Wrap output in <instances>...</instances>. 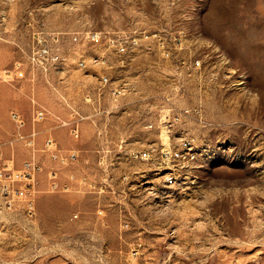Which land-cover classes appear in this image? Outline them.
Returning <instances> with one entry per match:
<instances>
[{
	"label": "rangeland",
	"instance_id": "rangeland-1",
	"mask_svg": "<svg viewBox=\"0 0 264 264\" xmlns=\"http://www.w3.org/2000/svg\"><path fill=\"white\" fill-rule=\"evenodd\" d=\"M40 38L61 56L49 80L27 60ZM17 60L33 71L0 81V139L32 98L80 134L37 125L68 162L37 153L36 214L0 216V264H264V0H0V71ZM183 137L187 166L163 161ZM174 169L185 184L167 187Z\"/></svg>",
	"mask_w": 264,
	"mask_h": 264
},
{
	"label": "built area",
	"instance_id": "built-area-1",
	"mask_svg": "<svg viewBox=\"0 0 264 264\" xmlns=\"http://www.w3.org/2000/svg\"><path fill=\"white\" fill-rule=\"evenodd\" d=\"M91 40H99L98 34H92L89 36ZM74 41H78V37H73ZM44 38L39 39L38 48L28 50L27 60L33 67L34 65L41 66L44 77L49 80L51 76V68L56 67L61 60L60 53L57 50H53L43 43ZM52 41L57 43L60 41V33L52 34ZM109 44L113 46L118 53H124L127 49L126 43L116 39H110ZM97 61L105 64L106 59L104 57L97 58ZM84 61L80 62L83 66ZM29 68L25 67V63L21 60H17L11 68L3 69L0 71V81H4L13 84L17 80H23L28 78ZM33 70H30V72ZM109 82L107 76H102L101 83L106 84ZM190 110H185L184 115L190 114ZM193 113L199 115L201 113L199 108L194 109ZM54 117L58 120L59 126H69L70 133L73 137L77 138L80 134L79 118L73 121H62L58 116H53L45 107L39 104L35 99H31V114L28 118L24 113L18 110L10 111V118L15 124V130L11 137L4 141L0 139V216L3 213L13 211L19 204L22 206L23 214L32 219L36 214V198L38 192V185L40 182V174L44 171L43 162L37 158V153L42 152L48 156L51 161H59L61 163H67L68 159L65 158L61 152L58 142L51 133L46 134L42 147H38L37 137L40 134V130L37 128L39 123H42ZM174 119V117H173ZM181 117L177 116L176 120H180ZM28 124L30 129L26 130ZM21 143L22 147L26 149L31 156L23 161L20 166H16L14 156L8 157L6 154L8 151L15 153V144ZM192 141L187 137H183L177 148L171 150H163L161 152V159L163 161H176L182 166H187V163L192 155ZM74 156L73 154L71 155ZM137 157L141 159L150 158V151L145 150L139 152ZM49 188L51 190L68 189V186H61L58 181V171L56 169L48 170ZM86 174H82L80 182L90 187L94 186L88 182ZM165 186L177 187L185 184L180 173L175 169L169 170L166 173L164 180ZM77 216V215H75Z\"/></svg>",
	"mask_w": 264,
	"mask_h": 264
},
{
	"label": "crops",
	"instance_id": "crops-1",
	"mask_svg": "<svg viewBox=\"0 0 264 264\" xmlns=\"http://www.w3.org/2000/svg\"><path fill=\"white\" fill-rule=\"evenodd\" d=\"M3 138L5 141H7L10 138V135H4Z\"/></svg>",
	"mask_w": 264,
	"mask_h": 264
}]
</instances>
